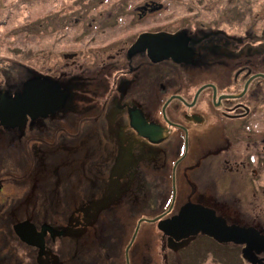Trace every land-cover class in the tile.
<instances>
[{
	"label": "flooded vegetation",
	"instance_id": "obj_1",
	"mask_svg": "<svg viewBox=\"0 0 264 264\" xmlns=\"http://www.w3.org/2000/svg\"><path fill=\"white\" fill-rule=\"evenodd\" d=\"M162 31L187 33L190 61L155 63L131 51L140 34ZM107 40L87 72L75 60L57 72L62 86H75L71 106L28 119L23 131L0 127V264H65V234L74 264H203L217 253L206 241L231 264L222 254L239 259L244 245L192 230L213 212L264 237V28L235 37L190 22ZM142 219L157 220L143 225H154L158 245L135 242L127 253L128 243L116 262L127 243L118 225L116 246L100 242L85 259L93 239L111 235L109 224ZM167 220L172 237L158 228ZM253 254L264 264V253Z\"/></svg>",
	"mask_w": 264,
	"mask_h": 264
},
{
	"label": "rangeland",
	"instance_id": "obj_2",
	"mask_svg": "<svg viewBox=\"0 0 264 264\" xmlns=\"http://www.w3.org/2000/svg\"><path fill=\"white\" fill-rule=\"evenodd\" d=\"M151 1L163 4V11L140 19L137 8ZM190 22L220 26V30L233 36H243L250 30L260 34L264 28V0H0V86L15 81L13 76L7 79L3 71L18 70L22 66L41 73H57L61 69L75 68L72 65L75 60L77 67L81 66V70L87 72L92 65L95 47L104 48L110 41L107 38L113 43L134 33L158 27L187 26ZM253 22L260 24L252 26ZM64 53H76L77 57L65 61ZM59 223L67 225L65 220ZM118 225L124 229L127 243L117 245L119 255L116 262L125 259V248L134 232L135 221L109 224L111 235L93 239L84 248L87 261L93 260L100 242L108 246L113 238L112 244L116 246L121 240ZM144 226L135 246L141 247L147 241L149 245H158L157 238L152 241V236L157 235L154 225ZM205 243L201 242V245L220 252V248L210 241ZM151 253L154 254L153 249ZM208 259L203 264H219L215 257L211 259L209 256ZM74 263L75 259L65 261V264Z\"/></svg>",
	"mask_w": 264,
	"mask_h": 264
},
{
	"label": "water",
	"instance_id": "obj_3",
	"mask_svg": "<svg viewBox=\"0 0 264 264\" xmlns=\"http://www.w3.org/2000/svg\"><path fill=\"white\" fill-rule=\"evenodd\" d=\"M162 5L156 9H161ZM188 38L186 32L177 34L157 33L142 34L133 45V51H148L149 57L153 61H163L172 58L175 62H188L191 51L187 47ZM71 95L68 86L62 87L57 81L47 77H35L25 82L22 92L14 96H9L7 92H0V125L9 128L22 129L26 125L28 118H46L54 115L66 105ZM186 210L181 213L175 223L184 222ZM210 216V215H207ZM213 216V215H212ZM215 217H209L193 227L192 233L202 231L214 237L220 242H234L246 244L243 250L244 258L253 262L248 257L247 251L264 252V237L260 236L254 229H244L238 227H228L223 221L216 225ZM141 223V222H140ZM139 223V224H140ZM173 221H161L159 229L168 236L171 234ZM33 230V229H31ZM134 234V237L136 236ZM32 231H29V234ZM181 238L185 236H180ZM179 237V238H180Z\"/></svg>",
	"mask_w": 264,
	"mask_h": 264
},
{
	"label": "trees",
	"instance_id": "obj_4",
	"mask_svg": "<svg viewBox=\"0 0 264 264\" xmlns=\"http://www.w3.org/2000/svg\"><path fill=\"white\" fill-rule=\"evenodd\" d=\"M249 58H252V56H248ZM4 73V76H6V78L8 79L9 77L13 76L15 77V82L14 83H8L7 84V87L10 88V90H15L17 86H19L22 81V79H26V78H29L31 77V72L30 70L26 69L24 66L21 67V69H18V70H12V69H8V70H5L3 71ZM83 143L84 145V148H83V151H87L88 150V147L85 146L86 144V141L85 140H82L80 141V143ZM57 158V157H56ZM35 164V163H34ZM37 164H39L37 162ZM67 221V220H65ZM68 222V221H67ZM68 237H72L71 234H68ZM65 251H64V257L61 258V260H69V261H73L74 258H75V250H76V247H75V242L73 244V239L72 238H66L65 239ZM229 253L225 252L222 254V257H229ZM220 264V262H218Z\"/></svg>",
	"mask_w": 264,
	"mask_h": 264
}]
</instances>
